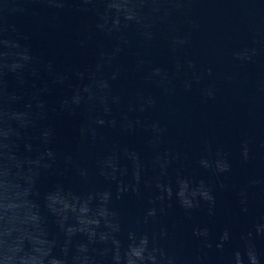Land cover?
<instances>
[{
	"label": "clouds",
	"instance_id": "1",
	"mask_svg": "<svg viewBox=\"0 0 264 264\" xmlns=\"http://www.w3.org/2000/svg\"><path fill=\"white\" fill-rule=\"evenodd\" d=\"M201 0H3L0 3V264H264V251L257 240L264 239V214L253 215V205L264 207V174H252L241 185L225 181L233 171L232 152L205 141L196 165L212 179L186 174L187 154L167 146L169 128L157 113L162 98H171L177 85L185 92L201 86L205 99H214L216 86L212 66L200 67L196 59L182 57L199 28L196 4ZM247 5L243 11L253 17L264 13L261 0H235ZM57 18L65 10L91 16L94 28L81 45L103 37L93 61L69 70H58L52 61L44 63L33 52L28 38L12 22L14 17L37 15L41 9ZM264 25V15L260 16ZM252 26L253 41L232 51L234 61L255 63L260 55V32ZM163 42L166 63H154L148 54ZM131 55V64L125 57ZM48 80L25 102L23 89L29 78ZM190 73V75H189ZM14 77L15 88L9 87ZM75 79V83H73ZM231 79V77H229ZM126 81L117 88L116 84ZM51 86L67 87L57 104L61 113H84L79 135L85 146L109 145L106 129L121 134L144 133L150 152L145 161L135 148L111 143L97 156L94 166L77 165L85 182L93 175L102 186L73 191L57 184L44 194V208L55 218L63 236H49L46 219L37 200V182L44 172L55 170L57 153L49 146L50 127L41 126L48 117L43 94ZM264 92V87L261 88ZM23 105L22 107L18 105ZM38 129L34 144L29 130ZM24 144V152L19 150ZM252 138L242 139L237 158L247 168L255 160ZM264 148V143H261ZM73 165L72 155L64 157ZM152 176H148V169ZM175 168V176L170 169ZM112 185H115V192ZM142 188L154 190L149 206L136 219L143 228L125 230L114 199L126 193L142 195ZM232 189L240 211L251 216L238 234L231 223L214 232L209 223L195 224L192 237L198 248L188 253V242L177 240L175 226L163 222L172 203L189 219L198 210L209 221L217 216L218 192ZM76 237L81 239L75 240ZM239 243L232 247L233 241Z\"/></svg>",
	"mask_w": 264,
	"mask_h": 264
},
{
	"label": "water",
	"instance_id": "2",
	"mask_svg": "<svg viewBox=\"0 0 264 264\" xmlns=\"http://www.w3.org/2000/svg\"><path fill=\"white\" fill-rule=\"evenodd\" d=\"M3 0H0L2 3ZM264 3V0H261ZM195 7L198 11L199 28L194 32L192 43L181 52L182 57L196 59L200 67L212 66L214 77L211 81L216 86L214 99H205L201 94V86H194L191 92H185L177 85V91L171 98L161 100L160 111L157 113L163 118L169 128L167 146L187 154L186 174L199 179L211 180L203 170L196 165V160L204 149L205 141H210L213 147L222 146L232 152L233 171L225 181L229 185H241L252 174H264V25L260 24V16L246 14L243 9L247 5L235 0H201ZM21 32L27 36L28 43L38 59L44 63L52 61L58 70H69L84 67L90 64L95 56L98 43L106 46L110 41L97 37L85 45L81 41L94 28V19L83 13L65 10L59 18L47 9L41 7L37 15L17 16L12 20ZM257 25L260 32V55L255 63L242 64L234 61L232 51L253 41L252 26ZM148 59L154 63H166L168 53L163 42L148 54ZM132 56L125 57V62L131 64ZM190 75V73H189ZM231 77V79H229ZM48 80L47 74L40 79L29 78L24 86L25 102L31 99L33 91L41 88ZM75 83V79L72 81ZM126 81L117 82L119 88ZM9 87L15 88L14 77H9ZM68 93L67 87L51 86L43 94L48 105V117L41 122V126L50 127L53 137L49 145L58 156L54 171L44 172L37 182V200L41 205V212L46 219L49 236L59 243L55 254H61L63 236L59 233L55 218L44 208V194L57 184H63L73 191H86L94 186H102L101 177L93 175L85 182L77 174L76 166L92 168L95 159L111 143L135 148L141 152L145 161L150 160V152L144 143V133L121 134L112 129H106L105 135L109 138V145L85 146L79 135V127L84 119V113H61L57 111L59 99ZM22 107L23 105H18ZM28 135L33 143L37 144L38 129H31ZM252 138L254 141V162L247 168L242 167L237 158L238 146L242 139ZM19 150L24 152V144L20 143ZM72 155L74 164L67 165L64 157ZM149 168L147 175L152 176ZM170 176H175V168L170 169ZM115 192V185H112ZM154 190L142 188V195L126 193L119 199H114L113 206L120 212L125 230L129 228L142 229L136 224L137 217L141 216L149 206ZM219 207L217 216L209 221L204 210L196 211L189 219L180 206L173 202L168 209V215L162 217L163 222L170 227L175 226L176 239L188 242L186 252L191 253L198 248V243L192 237V228L195 224L209 223L216 232L225 224L231 223L237 234L251 221V216L240 211L235 192L232 189L218 192ZM264 214V207L253 205V215ZM81 239L76 237L75 240ZM239 243L233 241L232 247ZM257 246L264 251V239L257 240Z\"/></svg>",
	"mask_w": 264,
	"mask_h": 264
}]
</instances>
